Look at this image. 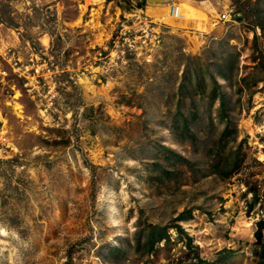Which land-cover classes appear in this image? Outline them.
I'll use <instances>...</instances> for the list:
<instances>
[{"label": "rangeland", "instance_id": "rangeland-1", "mask_svg": "<svg viewBox=\"0 0 264 264\" xmlns=\"http://www.w3.org/2000/svg\"><path fill=\"white\" fill-rule=\"evenodd\" d=\"M0 264H264V0H0Z\"/></svg>", "mask_w": 264, "mask_h": 264}, {"label": "built area", "instance_id": "built-area-1", "mask_svg": "<svg viewBox=\"0 0 264 264\" xmlns=\"http://www.w3.org/2000/svg\"><path fill=\"white\" fill-rule=\"evenodd\" d=\"M176 7H173L169 11V17L173 16V12L176 13V10H174ZM136 11V10H135ZM139 12L137 15H134V21H133V27L130 31H126L124 33H121L119 36H117V39L123 40L124 43L127 44L129 47L135 48L136 46L134 45L136 43L140 44L139 47L140 49H145L146 51H149V46L151 45H157L160 42V35L157 29H155L154 26L158 25L161 20L158 21H153L152 19H149L148 17L143 15L142 12H144L142 9L136 11ZM139 15V16H138ZM136 21V22H135ZM161 24V23H160ZM134 34V35H130ZM132 36H135V39H130ZM159 37V40H158ZM119 43V42H118ZM144 47V48H143ZM16 65V63H14ZM21 69H18V71ZM23 72V71H20ZM23 75V73H22Z\"/></svg>", "mask_w": 264, "mask_h": 264}, {"label": "bare ground", "instance_id": "bare-ground-1", "mask_svg": "<svg viewBox=\"0 0 264 264\" xmlns=\"http://www.w3.org/2000/svg\"><path fill=\"white\" fill-rule=\"evenodd\" d=\"M159 1H165V0H149V2H159ZM189 6H191V5H189ZM188 5H187V8L189 7ZM178 7V14H177V16H175V14L177 13V11H176V13L175 12H173V19H175V18H178V15H179V17H180V14H181V12H182V9L184 8L183 6H177ZM183 7V8H182ZM192 7V6H191ZM160 11V10H159ZM163 11V10H162ZM154 14V13H153ZM168 16H169V13H168ZM170 19H171V17H169Z\"/></svg>", "mask_w": 264, "mask_h": 264}, {"label": "trees", "instance_id": "trees-1", "mask_svg": "<svg viewBox=\"0 0 264 264\" xmlns=\"http://www.w3.org/2000/svg\"><path fill=\"white\" fill-rule=\"evenodd\" d=\"M223 99H225L224 98V95L223 94H221V97H220V103H222V106H223V102H224V100ZM159 239H162L161 237H159Z\"/></svg>", "mask_w": 264, "mask_h": 264}, {"label": "crops", "instance_id": "crops-1", "mask_svg": "<svg viewBox=\"0 0 264 264\" xmlns=\"http://www.w3.org/2000/svg\"><path fill=\"white\" fill-rule=\"evenodd\" d=\"M189 11L191 12L192 15H193V14H194V16L196 15V12H195V10H194L193 8H190ZM152 13H153V12H152ZM181 14H182V12H181Z\"/></svg>", "mask_w": 264, "mask_h": 264}, {"label": "water", "instance_id": "water-1", "mask_svg": "<svg viewBox=\"0 0 264 264\" xmlns=\"http://www.w3.org/2000/svg\"><path fill=\"white\" fill-rule=\"evenodd\" d=\"M149 2V0H147Z\"/></svg>", "mask_w": 264, "mask_h": 264}]
</instances>
